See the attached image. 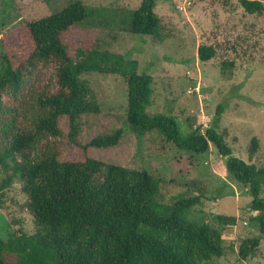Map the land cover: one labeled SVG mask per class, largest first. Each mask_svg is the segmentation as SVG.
<instances>
[{"label":"trees","instance_id":"obj_1","mask_svg":"<svg viewBox=\"0 0 264 264\" xmlns=\"http://www.w3.org/2000/svg\"><path fill=\"white\" fill-rule=\"evenodd\" d=\"M157 0H140L129 12L127 33L156 38L160 20L154 14ZM248 15L264 16V4L239 0ZM90 17L80 1L36 21L26 22L4 37L0 32V166L10 167L13 176L0 184V195L19 178L21 191L35 230H17L0 239V264H216L224 254L219 230L191 219V213L206 201L204 188L196 196H179L170 205L158 200L159 181L146 170H137L97 160L93 152L110 150L130 133L141 142L156 133L183 152L203 154L213 145L224 158L230 181L248 189L250 218L258 235L246 237L238 246L237 259L247 262L256 256L264 238V164L257 168L232 156L216 131L218 118L204 132L183 134L175 117L149 115L152 78L138 72V64L119 54L101 50L90 33L74 31ZM215 50L201 46L199 61L209 62ZM232 67L223 63L224 72ZM50 72L55 89H31L28 101L41 114H20L18 95L33 76ZM117 75L127 88L126 128L79 141L81 119L97 114L87 75ZM65 121V123H64ZM45 136L60 138L46 153L30 157ZM253 139L249 159L257 152ZM16 157H19L18 161ZM223 227L235 218L213 215Z\"/></svg>","mask_w":264,"mask_h":264},{"label":"rangeland","instance_id":"obj_2","mask_svg":"<svg viewBox=\"0 0 264 264\" xmlns=\"http://www.w3.org/2000/svg\"><path fill=\"white\" fill-rule=\"evenodd\" d=\"M80 1L90 17L74 31L90 33L101 50L119 54L138 64V72L151 76L152 97L149 115L177 118L186 134L204 133L214 118L215 129L223 137L232 156L259 168L264 164V16L246 14L239 0H157L154 14L160 20L156 38L133 36L126 31L128 14L140 0H0V32L4 37L26 22L47 17ZM264 4V0H256ZM201 46L212 47L215 57L198 59ZM1 52V47H0ZM232 67L221 70L223 63ZM5 71L0 60V75ZM99 111L81 119L78 139L83 144L95 137L126 128L127 88L117 75L91 74L84 77ZM31 89H55L50 72L30 77L15 103L20 114L40 115L28 101ZM65 123V121H64ZM257 152L249 159L251 141ZM61 139L45 136L30 152L32 158L48 151ZM0 142V154L3 153ZM94 157L104 163L146 170L159 181V202L170 205L179 196H196L204 188L206 201L191 213V219L205 222L221 233L224 254L216 264H264V238L254 258L239 262L237 251L246 238L258 235L250 220L251 196L247 188L228 178L226 164L216 148L194 154L179 151L159 134H148L138 142L130 133L110 150H96ZM19 161L20 158L16 157ZM10 167L0 166V184L13 176ZM213 215L235 218V225L223 227ZM17 230H35L28 199L19 178L0 195V239L7 240ZM15 264V260H10Z\"/></svg>","mask_w":264,"mask_h":264}]
</instances>
